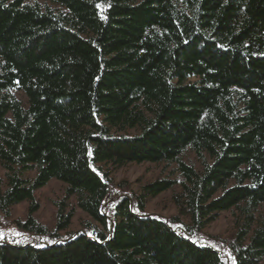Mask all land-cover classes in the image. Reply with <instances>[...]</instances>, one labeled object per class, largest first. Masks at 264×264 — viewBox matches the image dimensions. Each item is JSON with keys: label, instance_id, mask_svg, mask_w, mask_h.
<instances>
[{"label": "trees", "instance_id": "16d2710c", "mask_svg": "<svg viewBox=\"0 0 264 264\" xmlns=\"http://www.w3.org/2000/svg\"><path fill=\"white\" fill-rule=\"evenodd\" d=\"M143 162L176 178L122 194ZM0 164L32 236L0 264H264V0H0ZM52 179L54 230L33 216ZM168 190L178 214L146 213ZM73 197L89 219L62 237Z\"/></svg>", "mask_w": 264, "mask_h": 264}, {"label": "rangeland", "instance_id": "374dc122", "mask_svg": "<svg viewBox=\"0 0 264 264\" xmlns=\"http://www.w3.org/2000/svg\"><path fill=\"white\" fill-rule=\"evenodd\" d=\"M18 96L24 98L20 93ZM135 132V130L130 131L132 134ZM185 159L187 162L193 163L197 168H200V163L192 153L185 154ZM173 170L174 165L165 170L164 165L143 162L141 164H129L113 172L112 176L115 184L126 183L125 188H120L122 194H128L130 190L139 193L144 184L154 181L157 178H166L168 176L176 178V173L171 172ZM29 176H34V173H30ZM5 180V169L0 164V181L4 184ZM65 189L66 183L58 179H52L46 186L36 191L35 196L40 206L33 216L51 230H54L58 223L57 203L65 197ZM175 190H178V188L176 187ZM171 194L172 190H168L151 199L147 205L146 213L157 214L163 217L177 215L178 211L172 202ZM29 206L30 201L26 200L13 205L8 212L0 210V241L11 239L23 241L27 238H32V236L27 235L17 224L18 221H25L27 219ZM73 207H76L75 216L70 226L66 230L60 231L59 234L62 237L79 232L82 229V222L89 219V216L76 206L74 197L68 200L67 211ZM260 212L264 214V207L261 208ZM233 225L234 215L231 212H223L215 222L205 229V232L224 238L231 235Z\"/></svg>", "mask_w": 264, "mask_h": 264}, {"label": "snow or ice", "instance_id": "6c2138e0", "mask_svg": "<svg viewBox=\"0 0 264 264\" xmlns=\"http://www.w3.org/2000/svg\"><path fill=\"white\" fill-rule=\"evenodd\" d=\"M97 8H101V10L103 11L102 5H99V4H98V5H97ZM102 18H106V17H103V16H102Z\"/></svg>", "mask_w": 264, "mask_h": 264}]
</instances>
